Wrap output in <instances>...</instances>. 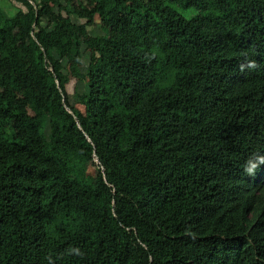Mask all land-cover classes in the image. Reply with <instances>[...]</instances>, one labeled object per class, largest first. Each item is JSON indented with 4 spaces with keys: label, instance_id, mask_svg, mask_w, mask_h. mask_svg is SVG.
Segmentation results:
<instances>
[{
    "label": "trees",
    "instance_id": "16d2710c",
    "mask_svg": "<svg viewBox=\"0 0 264 264\" xmlns=\"http://www.w3.org/2000/svg\"><path fill=\"white\" fill-rule=\"evenodd\" d=\"M16 1L0 7V264H264V167L243 172L264 155V0Z\"/></svg>",
    "mask_w": 264,
    "mask_h": 264
},
{
    "label": "rangeland",
    "instance_id": "374dc122",
    "mask_svg": "<svg viewBox=\"0 0 264 264\" xmlns=\"http://www.w3.org/2000/svg\"><path fill=\"white\" fill-rule=\"evenodd\" d=\"M0 7L3 10V12L6 14L8 18H13L15 17L20 11H26L25 7L17 2L16 0H0ZM174 9L179 12L180 14H183L187 18H192L196 16L195 13L191 11H183L179 9L178 7H174ZM65 17H69L75 24H80L81 22L78 21L76 18L70 16L67 12H64ZM43 27L50 28L51 25H49V22L45 19L43 20ZM53 28V27H52ZM89 33L92 36H102L103 32L101 29V25L99 22H96V25L92 28H89ZM82 67L81 71L82 73H86L87 68L90 63V52L87 49V47H82ZM63 66H64V74L66 75V89L68 95L71 97L70 103L73 107L81 111L82 113H85V108L84 106L80 103V97L84 95V93L87 92V85L85 82H80L76 80L70 73L69 66L65 61H63ZM48 131V130H47ZM97 162L96 166L91 165L89 167V175L91 176H96L97 174Z\"/></svg>",
    "mask_w": 264,
    "mask_h": 264
},
{
    "label": "clouds",
    "instance_id": "9594fccd",
    "mask_svg": "<svg viewBox=\"0 0 264 264\" xmlns=\"http://www.w3.org/2000/svg\"><path fill=\"white\" fill-rule=\"evenodd\" d=\"M261 167H264V155L254 154L245 161L243 172L249 177H254ZM65 254L69 256H82V252L78 247H69ZM48 264H54L51 257H48Z\"/></svg>",
    "mask_w": 264,
    "mask_h": 264
}]
</instances>
